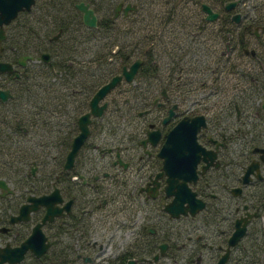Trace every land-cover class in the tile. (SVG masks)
<instances>
[{"label":"flooded vegetation","instance_id":"obj_1","mask_svg":"<svg viewBox=\"0 0 264 264\" xmlns=\"http://www.w3.org/2000/svg\"><path fill=\"white\" fill-rule=\"evenodd\" d=\"M79 1L93 6L87 0L74 2L85 27L78 33L81 42L76 52L81 59L86 53L83 71L76 69L81 59H73L70 52L69 5L58 12L67 27H52L54 22L44 8L49 0L44 4L34 0L29 10L18 12L16 18L30 16L36 29L30 47L21 41L20 50L11 45L8 25L16 18L3 26L0 61L10 63L12 69L0 72V89L10 94L6 99L0 97V126L10 116L23 118L19 111L29 104L24 102L19 108L14 98L23 79L33 74L50 78V96L44 100L39 94L38 111L32 112L36 127L30 131L50 130L47 140L37 143L44 149L40 151L48 153L47 159L29 143L25 125L20 124L13 137H8L14 141L12 146H27L34 158L25 164L26 175L15 180L0 176L7 184V188L0 187V254L5 247L21 246L41 223L48 248L39 257L28 248L15 264L37 263L53 249L67 254L60 258L63 263L80 258L90 262L91 257L81 250L86 251L91 243L88 233L94 228V208L119 198L112 184L124 185L135 211L148 201H163V211L172 196L165 192L167 174L158 153L167 135L181 123L195 130L200 147L197 177L189 184L206 202L204 209L215 225L223 221V237L215 248L223 253L237 221L245 223L243 235L229 248L226 264H237L238 249L243 251L241 262L248 264L246 250L252 241L264 250V0H111L108 12L99 0L101 9L94 10V26L83 22L76 7ZM127 4L132 7L125 12ZM204 5L216 16L207 17ZM94 28L95 33L84 32ZM125 29L132 34L123 39L128 36ZM5 51L9 53L2 54ZM135 61L138 65L131 79L122 76L98 101V106H105L100 114L90 113L88 133L72 154L80 132L79 118L90 111L94 93ZM119 90L120 96L108 99ZM124 103L130 104L126 113ZM25 117L31 118V113ZM93 133L110 138L90 142ZM175 133L180 144L188 142L183 129ZM124 135L130 137L129 146L124 144ZM131 170L134 180L129 183L127 172ZM107 181L110 185L104 186ZM44 195L49 196L48 205L30 199ZM48 206L55 214L43 222ZM145 233L142 247L122 252L113 264H127L129 259L135 260L133 264H148L141 258H152L164 242L166 251L172 244L177 249L185 247L184 242L171 240L156 243L155 227L146 226ZM199 238L197 245L202 244ZM150 241L156 245L151 256L146 251ZM0 264L9 263L0 255Z\"/></svg>","mask_w":264,"mask_h":264},{"label":"rangeland","instance_id":"obj_2","mask_svg":"<svg viewBox=\"0 0 264 264\" xmlns=\"http://www.w3.org/2000/svg\"><path fill=\"white\" fill-rule=\"evenodd\" d=\"M15 20H13L8 25V32L12 34L15 24ZM33 25V24H32ZM126 30V29H125ZM133 32H137L134 29H131ZM127 34L128 31L126 30ZM142 31L137 33L139 34ZM123 34V31H120ZM123 37L126 39L127 37ZM81 40L79 37L75 39V41ZM86 41V40H85ZM87 44V43H86ZM83 49H86L87 45H82ZM85 51H83L84 53ZM9 53L8 51L2 52V54ZM86 53L83 54V58H85ZM77 59H81V56L75 57ZM78 61L77 68L83 71L84 59ZM84 69H86V65H84ZM82 74V73H81ZM41 81V77L39 79ZM46 78L42 77L43 84H46V88L48 89V84L44 83ZM42 87V86H41ZM48 92H45V97L48 96ZM120 96V90L114 92L112 95H108V99L114 96ZM50 96V95H49ZM110 98V99H111ZM22 100V99H21ZM121 104L124 113L128 112V106L130 104ZM127 107V109H126ZM53 119H51V122ZM55 121V120H54ZM57 121V120H56ZM55 121V122H56ZM50 130V129H49ZM48 130V131H49ZM48 131L34 132L29 131L27 134V138L29 139V143H32L37 148L40 154H45L47 159V152L43 153L44 149L41 146H37L38 141L47 140ZM122 130L119 131V133ZM96 133V132H95ZM107 137L103 134H92L89 137V141H98V140H106ZM125 140L124 144L130 145V137L125 135L123 136ZM25 142V141H22ZM24 144V143H23ZM42 150V151H40ZM134 170L127 172L128 182L131 183L134 180L133 176ZM111 182L104 183V186L110 185ZM114 190H119V198L116 197L115 200H108L106 205L100 206L98 208H94L92 213L93 219V230L88 233L89 247L85 248L86 251H83V254H88L91 257L90 262H85L83 259H76L75 264H113L116 260L117 256L122 252H134L137 251L138 248L143 245V231H145L146 226L155 227L157 229L156 243L163 241H177L178 243L184 242V248H178L174 250H167L164 255L160 256L156 261H150L148 264H183L186 253H190L191 249L195 244V240L197 236H200V244L199 252L201 254L200 264H215L220 253L222 254V250H216V241L223 237L222 230L224 229L223 221H221L220 226L215 225L214 219L210 218L208 210L204 209L198 214H196L193 218H187L184 216H180L178 218H169L164 211H162L161 207L163 201H148L146 203L141 202L143 204L141 209L135 211L130 199L128 198L127 191L123 189V186H118L116 184H112ZM119 187V189H118ZM191 237V238H189ZM96 242V245L92 246V242ZM222 243V242H220ZM205 244V245H204ZM223 244V243H222ZM196 245V244H195ZM209 245H213L212 248H209ZM150 254L149 256H151ZM196 255L195 252L193 255V263H196ZM74 259V256H73Z\"/></svg>","mask_w":264,"mask_h":264},{"label":"water","instance_id":"obj_3","mask_svg":"<svg viewBox=\"0 0 264 264\" xmlns=\"http://www.w3.org/2000/svg\"><path fill=\"white\" fill-rule=\"evenodd\" d=\"M33 3L34 0H0V39L4 34L3 26L9 24L14 18H16L19 11L29 10ZM227 5L228 4H226V6ZM76 7L81 10L82 19L86 25H96L97 15L88 2L79 1L76 3ZM130 7L132 6L127 4L124 8L125 12ZM203 8L209 12L207 17L211 18L216 16V14L211 13L210 9L206 5H204ZM137 65L138 61H135L132 65H130L129 69L125 68L122 74L111 77L94 93L90 100V111L79 118L80 132L74 138L72 154L75 153L88 133L90 113L100 114L105 106V104L98 106V101L120 82L122 76H124L127 80H130L133 72L137 68ZM11 69L12 65L10 63L0 61V72H4L6 70L10 71ZM9 95L10 94L7 93V91L0 89V97L6 99ZM177 129H183L186 132L183 138L187 139L188 142L184 141L183 145L179 143L180 136L175 133ZM188 131L191 132L189 133ZM198 150H200V147L195 140V130L190 129L185 124L179 123L173 128L170 134L167 135L166 141L158 153L159 156L162 157V169L167 174L165 192L166 195L172 196V198L164 204L163 211L168 213V215L172 218H178L181 215L195 216L205 208L206 202L196 194V191H194L189 184L190 181H195L197 177L196 163L198 160ZM70 163L71 159L67 162L66 166ZM0 187L7 188L6 182L1 178ZM30 199H32L35 204L46 203L48 205L49 196L44 195L39 197H30ZM54 214L55 210L48 206L47 212L42 221L44 222L47 219H51ZM40 225L41 223L37 224L33 228L32 233L21 246L15 248L5 247L3 253L0 254L2 259L7 260L9 264H15L23 258L24 253L28 248H30L36 256H41L48 248L50 242L47 241ZM245 227V223L240 224L239 221H237L234 231L228 238L227 246L224 252L219 256L216 264H226L230 246L234 245L240 239L245 231ZM166 247L167 245L165 242L159 244V250L153 254L152 258L142 257L141 260L156 261L158 257L165 254ZM199 257L200 256H198V259ZM85 260L87 261L88 258L85 257ZM134 261V259H129L127 264H133Z\"/></svg>","mask_w":264,"mask_h":264},{"label":"trees","instance_id":"obj_4","mask_svg":"<svg viewBox=\"0 0 264 264\" xmlns=\"http://www.w3.org/2000/svg\"><path fill=\"white\" fill-rule=\"evenodd\" d=\"M76 1L78 0H49V2L44 4L45 0H43L44 8L46 9V15H49V17L54 22L52 25L53 28H56L61 25L67 27V24H64V22L62 21V18L59 17L58 12L62 11V9H65L67 5H69L70 7L69 16L71 18V22H70L68 30L71 32L69 41L71 40L70 41V44H71L70 52L72 54L71 56L73 59L75 58V55L77 56L79 55L76 52L79 47V43L81 42L78 40L75 41V39L79 35L78 33L81 32L82 30L81 28L84 27L81 22V17L78 16V13L76 12L75 7H74V2ZM87 1L91 3L95 11H100L101 2H99V0H87ZM111 6H112L111 0H102V7L103 9H106L107 12L108 10L111 11L110 9ZM107 14H105L106 17L110 16ZM20 16L21 15H19L16 18L15 24L12 27L14 28V30L12 32L11 45L14 46L16 50H20L21 48V46L19 45V41L23 42L25 47H30L32 46V44L34 45L33 43L35 39L34 32L36 31V29H34V25H32L33 23H32V19L30 16H25V17L24 16L20 17ZM99 25L102 26L103 25L102 22H100ZM104 26L108 27L107 24H105ZM70 27H71V30H70ZM84 32L95 33L96 29L95 28L86 29V31ZM75 44L77 45L75 46ZM108 48L109 47H107V49ZM65 61L66 59H64L63 63H66ZM53 64L56 65V63H53ZM64 67H67V66L65 65ZM40 77L41 76H35L33 74L31 75L30 78H28L27 76L23 79L21 85L17 88V92H16L14 99L15 101L19 102V108L24 106V102L29 104V106L25 107L24 110L19 111V112H23L21 113V115H23V118L19 117L20 114L16 115L17 117H19L17 120L13 118L11 119V116H10L7 119V121L3 122L1 124L2 126H0V176L5 177L6 179L15 180L18 176H21L22 174L26 175L27 170L25 169V166H26L25 164L30 161V158L32 159L34 158V155L29 152L27 146H23L22 148L12 146V143L14 141L8 137L10 136L13 137L14 131L19 130L20 124L25 125L29 129V131L30 129L32 128L34 129L36 127L34 123L35 119H33L32 117V114L38 111L36 110L37 107L35 106L36 105L35 102L37 101L38 97H40L39 94L43 96L42 99L44 100L45 99L48 100V97H49V93H48V96L45 97V92L49 91V89H45L46 84H43V82H41L42 77H41V81L39 80ZM49 81H50V78L47 77L44 83H48ZM48 87H50V83ZM21 99L22 101H20ZM13 101L14 100L11 101V104H14ZM43 105L46 106V103H43ZM31 107L33 109H31ZM9 112L12 113L11 110H9ZM30 113H31V118H26L25 116ZM2 149L5 150L4 151L5 153L3 152ZM22 162L23 164L21 165ZM220 224L218 225L220 226ZM143 234L144 235L146 234L145 231H143ZM148 244L149 245L146 247V251H147V254L150 255L155 252L156 245L153 241H150ZM172 245L173 246L171 247V250H174L176 248L175 247L176 244H172ZM251 245L252 246H250L246 250V254H248V257L245 258V260L248 262V264H264L263 245L261 244L258 245V241H252ZM199 246L201 245L194 244L193 248L191 249V252L186 253L183 264H200V263H193V259H191V257H193L195 252L197 253L196 255L197 257L198 256L201 257V254L198 248ZM242 253L243 251H240V249H238L237 257H236V259L238 260L237 264H245L243 261L241 262ZM66 256L67 254L61 253V251L60 253H58L56 252V250L53 249L51 250V252L47 253L40 260H38L37 263L32 262V264H67V263L61 262L60 260V258H65Z\"/></svg>","mask_w":264,"mask_h":264}]
</instances>
